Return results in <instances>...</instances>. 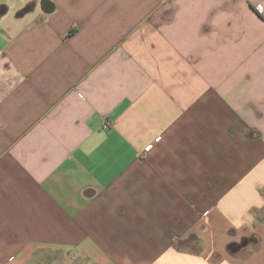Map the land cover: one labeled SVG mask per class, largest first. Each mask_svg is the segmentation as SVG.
<instances>
[{
  "label": "crops",
  "instance_id": "0c3cea01",
  "mask_svg": "<svg viewBox=\"0 0 264 264\" xmlns=\"http://www.w3.org/2000/svg\"><path fill=\"white\" fill-rule=\"evenodd\" d=\"M263 207L264 0H0V264H264Z\"/></svg>",
  "mask_w": 264,
  "mask_h": 264
},
{
  "label": "water",
  "instance_id": "95a60500",
  "mask_svg": "<svg viewBox=\"0 0 264 264\" xmlns=\"http://www.w3.org/2000/svg\"><path fill=\"white\" fill-rule=\"evenodd\" d=\"M245 245H246V241H243V242H241L239 244H235V245L232 246V250L236 251V250L240 249L242 246H245Z\"/></svg>",
  "mask_w": 264,
  "mask_h": 264
},
{
  "label": "rangeland",
  "instance_id": "374dc122",
  "mask_svg": "<svg viewBox=\"0 0 264 264\" xmlns=\"http://www.w3.org/2000/svg\"><path fill=\"white\" fill-rule=\"evenodd\" d=\"M258 214H259L261 220H263V222H264V207L260 210V212H258Z\"/></svg>",
  "mask_w": 264,
  "mask_h": 264
},
{
  "label": "flooded vegetation",
  "instance_id": "af4514ba",
  "mask_svg": "<svg viewBox=\"0 0 264 264\" xmlns=\"http://www.w3.org/2000/svg\"><path fill=\"white\" fill-rule=\"evenodd\" d=\"M243 241H246V245H248L249 243H251V241H254V239L253 238H244L243 240H242V242ZM245 245V246H246Z\"/></svg>",
  "mask_w": 264,
  "mask_h": 264
},
{
  "label": "built area",
  "instance_id": "2783aa9c",
  "mask_svg": "<svg viewBox=\"0 0 264 264\" xmlns=\"http://www.w3.org/2000/svg\"><path fill=\"white\" fill-rule=\"evenodd\" d=\"M257 8L260 9L259 7H257ZM104 128H107V125L106 124L104 125Z\"/></svg>",
  "mask_w": 264,
  "mask_h": 264
}]
</instances>
